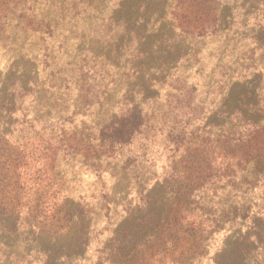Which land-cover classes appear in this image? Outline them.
Returning a JSON list of instances; mask_svg holds the SVG:
<instances>
[{"label":"rangeland","instance_id":"1","mask_svg":"<svg viewBox=\"0 0 264 264\" xmlns=\"http://www.w3.org/2000/svg\"><path fill=\"white\" fill-rule=\"evenodd\" d=\"M87 1L73 8V0H28L26 7L51 24L50 32L44 25L40 32L24 31L22 20L15 22L18 12L4 20L0 117H7L12 135L2 144L11 149L33 141L21 133L42 102L66 120L65 127H80V120L98 125L116 116L123 125L131 119L139 124V134L96 171L60 155L47 165L50 172H38V166L17 172L9 182L21 204L45 200L38 222L46 217L65 222L70 234L53 240L38 235L35 227L23 230L0 220V264H74L73 258L84 259L75 264H156L158 257H151L156 249L146 240L179 189L191 193L218 224L204 249L183 264H264V158L199 189L201 182H189L191 165L186 164L195 155L182 149L174 155L166 136L179 133L176 141L183 144L192 131L214 140L250 119L264 125V0H221L219 29L202 39L174 28V0ZM138 49L143 57L133 61ZM87 51L102 57L97 64L103 70L79 71L92 62L84 60ZM80 86H95L99 103L85 115H73L84 102L77 97ZM12 95L14 112L7 115ZM156 116L165 121L160 128L152 119ZM42 126L37 123L35 129ZM85 226V244L77 248Z\"/></svg>","mask_w":264,"mask_h":264},{"label":"trees","instance_id":"2","mask_svg":"<svg viewBox=\"0 0 264 264\" xmlns=\"http://www.w3.org/2000/svg\"><path fill=\"white\" fill-rule=\"evenodd\" d=\"M27 1L0 0V34L5 32L4 25H7V23L4 20L11 15H15L16 12L19 15L15 22L20 24L22 20L24 31L30 29L34 32H40L39 29L44 25V29L50 32L51 24L48 21L45 22L44 19L37 20L36 16L31 14V9L26 7ZM73 1H75L73 8H76V6L83 7L88 4L87 0ZM220 6L221 0H174L171 9V19L174 23V28L183 35L194 39L213 36L219 29ZM77 15L75 14L74 16ZM112 48L116 51L120 49V46H112ZM126 51L131 50L126 48ZM133 52V61L140 60L143 57L139 49ZM86 58H90L92 62L90 64L86 63L82 67L80 66L79 71L94 72L103 70V66L97 64V61L102 59L100 55L87 51L84 60ZM84 87L75 88L77 97L80 96L84 102L79 103L80 109H77L73 115H85L88 108L99 103L97 88L88 86L87 89H84ZM82 88L84 90L83 94L81 93ZM14 103L15 96L12 95L6 104L9 110L6 111L7 115H11L14 112ZM37 108V112H33L30 119L32 125L29 126L27 131L23 129L22 133L26 132V134L21 133V135L28 137L27 139H33V141L34 138H37L38 142L32 141L27 145L21 144L22 147L19 148L10 149L7 145L2 144L4 138L11 137L12 132L10 134L7 128L10 127L5 121L7 117H0V220L5 223L12 222L13 226L17 223V227L22 225L23 230L24 227H35L38 235L43 237L51 235L50 239L58 240L68 233L65 228V222L62 224L60 222L58 224L56 222L52 223L47 217L38 222V219L42 217V214H38V207L47 206V202L45 200L40 202V198L36 200L38 202L36 206L21 204L17 187L11 185L9 181L16 176L17 172L28 171L23 170V168L32 169V166H38V172L42 168L46 172H50L47 169L49 168L47 165L52 166L55 164L60 155L78 158L82 166L96 171L102 162L112 158L116 159L115 157L125 150L123 148L130 146L131 142L129 141L133 138V135L139 134L137 132L139 124H133L131 119V124L129 123L126 126L121 124V120H118L116 116H113L98 125L93 122L89 124L80 120V127L77 124V126L71 128L63 126L66 120L62 119L61 116H57V114H55L56 116L53 115L52 113L54 112L50 106L42 102L40 107L37 106ZM47 111L49 113H46ZM129 112L131 114L134 113V111ZM36 113L43 114V116H37ZM140 115L142 118V112H140ZM152 119L155 120L158 128L165 123L160 116L152 117ZM37 123L43 124L41 130L35 129ZM260 124V122L250 119L242 124L241 129L234 127L233 131L222 133V136L219 135L214 140H210L208 137L203 138L207 135L204 131L200 135L197 134L195 136L192 131L190 137L187 138V141H183V144H178V141H176L180 139L179 133L173 136L172 132H168L166 136L174 147V155L177 156L181 149L182 154L191 152L195 155L196 158L191 157L186 162V164L191 165V174L188 180L192 184L201 182L199 189H203L213 180L216 181L221 177H233L238 169H242L250 161L261 157L264 158V125L261 126ZM30 131L34 132V135ZM228 154L230 156L225 162ZM218 160L220 161L218 162ZM180 162H185V159ZM220 168L222 169L218 173L221 174L216 176L215 171ZM193 178L197 182L193 183ZM202 179L203 181H201ZM191 197V193H186L179 189L176 192V196L164 207L162 216L156 219L155 232L150 239L146 240L151 245H154L156 249L151 254V257L154 255L158 257L156 264L191 262L198 251L204 249L206 240L217 231V221L213 217L208 216V212L199 206V203H195ZM23 215L24 217H21ZM68 215H71V219H74V215L71 213ZM20 219L23 222H19V224L18 220ZM72 223H74V220ZM88 228L89 226H85L80 229L76 244L77 248H82L83 244H85L86 238L82 237V235L89 231ZM76 254L74 252L72 256L74 257ZM72 256H70V259H72ZM83 260L72 259L74 264L75 262H83Z\"/></svg>","mask_w":264,"mask_h":264}]
</instances>
